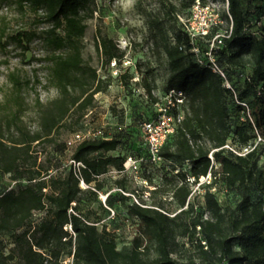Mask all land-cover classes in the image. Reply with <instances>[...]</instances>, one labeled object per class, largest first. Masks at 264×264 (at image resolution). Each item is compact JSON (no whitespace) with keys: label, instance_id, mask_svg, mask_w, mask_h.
Listing matches in <instances>:
<instances>
[{"label":"trees","instance_id":"obj_1","mask_svg":"<svg viewBox=\"0 0 264 264\" xmlns=\"http://www.w3.org/2000/svg\"><path fill=\"white\" fill-rule=\"evenodd\" d=\"M196 1L203 2L181 0L179 5L191 8ZM223 1L227 6L224 17L228 29L222 46L211 51L220 64L250 75L247 81L236 76L233 69L229 71L236 96L250 106L254 125L239 119L232 92L223 86L221 77L198 61L209 50L208 42L220 24H212L209 31L194 39L178 27L170 41L162 18L154 16L150 22L154 45L168 63L166 91L173 88L186 95L183 117L168 135L160 155L173 163H188L189 170L181 174L180 185L172 190L181 209L173 216L154 206L134 202L128 206V213L141 222L140 233L130 247L119 249L105 228L99 229L79 211L82 193L95 196L90 186H79L81 180L99 189V176L110 169L124 168V156L103 154L115 150L119 139L84 138L70 155L82 166L77 170L70 164L63 174L51 173L55 168L51 159L45 164L46 159H39L37 149L54 144L61 128L79 122L94 106L95 94L106 88L97 67L83 56L82 38L87 29L90 0H15L19 8L27 4L32 12L41 11L40 21L46 27L21 35L28 42L40 40L47 49L46 82L55 88L56 95L46 101L35 98L31 106L35 126L30 127L24 119L29 104L24 93L28 79L18 70L7 75L10 88L0 101V173L26 183L0 193V233L7 234L11 242L7 252L6 245L0 243V264H61L64 255L71 256L72 264H264V145L259 144L245 156H235L220 148L230 134L239 143L252 139L255 130L264 137V93L256 91L258 83L264 80V38L250 31L249 14L251 7L258 15L264 14V0ZM178 10V6L171 4L165 12L176 19ZM256 18L260 20V16ZM17 41L21 43V37ZM204 41L207 43L203 44ZM94 47L105 65L124 56L117 43L105 35L96 36ZM193 48L197 51H191ZM120 77L124 78L125 73L121 72ZM145 88L158 103L159 99L150 93L151 85L145 83ZM214 148H219L213 152L217 164L214 178L200 186L205 190L210 215L205 219L201 215L190 217L176 233L174 226L181 214L192 211V205L186 204L190 195L187 176L197 179L207 173L211 166L208 153ZM218 179L239 192L240 199L233 209L222 210L210 192ZM116 183L122 185V180ZM253 191L257 193L255 199ZM126 198L120 195L121 201ZM36 211H44L45 216L33 223ZM177 235L185 237L186 243L195 245L197 250L185 262L173 256L177 252Z\"/></svg>","mask_w":264,"mask_h":264},{"label":"rangeland","instance_id":"obj_2","mask_svg":"<svg viewBox=\"0 0 264 264\" xmlns=\"http://www.w3.org/2000/svg\"><path fill=\"white\" fill-rule=\"evenodd\" d=\"M180 2L181 0H90L87 29L82 38L83 56L86 61L97 67L99 75L105 80L106 88L95 94L94 106L79 122L72 127L65 126L60 129L54 144L37 147L40 151L39 159H46L45 164L51 159L55 166L51 173L63 174L72 164L70 155L73 146L68 144V141L72 139L75 131H80L90 138L117 137L120 141L118 147L103 154L145 159L142 124L155 119L158 107L167 103L166 89L169 79L166 56L154 45L151 20L157 15L162 18L170 41L178 27H182L186 32L201 33L209 31L212 24L218 23L220 27L216 34L223 35L228 29L224 17L227 6L223 0H203L199 3L196 1L191 8H182ZM171 4L179 7L176 19L171 15L167 16L165 12ZM249 9L252 17L250 31L264 38V14L258 15L253 7ZM41 15V11L38 14L32 12L27 4L19 8L15 0H0V101L10 88L8 73L18 70L28 79L24 93L29 104L24 119L30 127L35 126L31 108L35 98L46 101L56 95L55 88L46 82L44 59L48 54L47 49L40 40L28 42L21 35L23 32L44 29L46 24L40 21ZM258 16L259 21L256 18ZM99 35L111 38L124 51L120 61L112 60L107 65L101 63L94 47L95 38ZM20 37L21 43L17 41ZM213 38L208 42L209 46ZM205 43L207 41L203 42ZM199 57L205 59L206 52ZM121 72L125 73L124 78L120 77ZM145 83L151 85L150 93L159 99L158 103H154L148 95ZM184 108L185 106L174 107L168 109V112L182 115ZM188 170V163L172 161L154 165L143 163L137 177L129 171L119 175L110 169L96 179L102 184L99 189L95 188L93 183L79 184L82 189L90 186L95 192V196L89 192L80 195L79 211L83 217L95 222L99 229L105 228L117 248L130 247L134 238L139 236L141 227L140 220L128 213V206L132 202L136 203L133 195L135 194L143 206H154L168 216H173L181 209L172 195V190L180 185L181 174L188 173ZM116 180H122V185L117 184ZM25 183L24 180H13L10 174L0 173V193L18 189ZM187 183L190 195L186 204L188 207L192 205V211L181 214L174 226L176 233L190 217L201 215V218L205 219L210 215L205 204V190L200 187L198 189L196 184L189 181ZM153 188L155 190L149 192ZM210 192L215 195L219 206L225 211L233 209L240 199L237 189L224 185L222 179L216 181ZM121 194L127 197L125 202L120 200ZM256 197L257 193L253 191L252 198ZM44 216V211L34 212L33 223H37ZM65 228L71 232L69 226ZM176 241L177 252L173 256L180 261L185 262L189 256L196 254L195 245L186 243L185 237L177 235ZM0 243L6 245L4 251L7 252L11 246L9 236L0 233ZM67 250L66 247L64 253ZM61 264H72L71 256L64 255Z\"/></svg>","mask_w":264,"mask_h":264},{"label":"built area","instance_id":"obj_3","mask_svg":"<svg viewBox=\"0 0 264 264\" xmlns=\"http://www.w3.org/2000/svg\"><path fill=\"white\" fill-rule=\"evenodd\" d=\"M197 2L199 3V1ZM206 32L207 30L202 31L201 33H191L190 31H187V33L192 39H194L197 35H202ZM224 36L225 35L223 34H216L212 40L211 45L209 46V50L206 52L207 57L205 59L199 58L198 61L200 64H203L204 66L209 68L214 74H217L219 77H221L223 86L232 92L234 101L239 108V119L241 121L248 120L254 125L253 115L251 113L250 106L246 100L239 99L236 96L232 80L230 79L229 71L230 69H233V71H235L234 74L236 76H239L241 79H245L247 81H250V75L248 73L238 71V68L230 67L227 64H220L211 51L213 48L218 49L222 46ZM191 51L196 52L197 50L193 48L191 49ZM256 91L257 94L264 93V80L258 83ZM166 98L167 103L163 106L160 105L158 107L155 119L145 121L142 124L143 133L145 135V159H143V157L133 158L131 156H128L123 164L124 168L120 171H116L117 174L122 175L123 173L129 171L133 174L134 177H137V173L139 172V169L143 163L154 165V163L169 161L164 159L160 155V149L166 141L168 135L174 131L176 123L183 117V114H170L168 112V109L185 106L186 95L182 90L171 88L167 91ZM84 138H88V135H85L80 131L74 132L73 137L70 141H68V144L74 147L78 142H80ZM259 144L264 145V137L261 133L255 130L253 138L248 140L246 143H239L236 137L233 134H230V136L225 141L224 145H222L220 148H223L225 151L235 156H245L249 152L254 150ZM218 149L219 148L211 149L208 153V157L211 160V166L206 174L199 175L197 179L193 176H187V181L196 184L198 189L202 184L210 183L211 180L214 178L213 170L217 169V164L214 162L213 152ZM71 162L72 165L77 168V170L78 167L82 166L80 162H75L73 160H71ZM80 183L83 184V181L81 180ZM145 192L147 193V191ZM133 198L137 204L143 206L138 202L135 194L133 195Z\"/></svg>","mask_w":264,"mask_h":264}]
</instances>
